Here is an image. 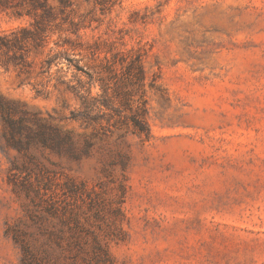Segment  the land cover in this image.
Returning a JSON list of instances; mask_svg holds the SVG:
<instances>
[{"label": "rangeland", "instance_id": "obj_1", "mask_svg": "<svg viewBox=\"0 0 264 264\" xmlns=\"http://www.w3.org/2000/svg\"><path fill=\"white\" fill-rule=\"evenodd\" d=\"M71 3L23 71L0 55V98L68 137L18 151L0 120V264H264V0ZM15 11L0 34L30 28ZM134 55L142 87L121 73ZM76 76L111 105L89 126L70 119Z\"/></svg>", "mask_w": 264, "mask_h": 264}, {"label": "trees", "instance_id": "obj_2", "mask_svg": "<svg viewBox=\"0 0 264 264\" xmlns=\"http://www.w3.org/2000/svg\"><path fill=\"white\" fill-rule=\"evenodd\" d=\"M50 0H0V8L2 9H15L17 15H21L24 12L26 15L34 17L33 22L30 24V28H21L18 31H13L9 34H0V55H4L6 63L4 65L11 64L17 67L21 71L26 68L29 63L27 62V54L31 49L41 48L45 42L48 34L47 31L56 19L61 18L66 20V10L72 5L71 0H56L58 2V11L49 3ZM64 56L65 60L69 63L72 62L67 53L56 54L54 58H48L46 65L50 67L53 60ZM116 61L112 58V61H107L105 69L107 72L112 73ZM121 65V73L125 74L127 81L130 85L136 84L138 87L144 85L145 72L142 66L141 56H130L128 60L121 59L119 61ZM123 63L125 65L123 66ZM77 73L90 77L79 64L76 62L73 65ZM91 78V77H90ZM76 85L72 82H61L66 86L70 92L75 96L78 103V109L71 112L70 119L76 122H80L81 126H89L93 123H97L100 117L102 108L110 109L111 105L108 102H104L105 99H98L91 94V88H85V82L80 76L75 78ZM103 88V86H101ZM122 96L120 103L122 105L127 104L126 92H120ZM139 99L135 100L137 103L135 115L130 116L129 121L132 126V133L137 136H149V127L144 120L146 110L143 106V94L139 95ZM22 114L16 116V111ZM26 115L28 112L25 110L14 107L8 101L0 98V120L4 125V137L8 146L23 151L29 148L34 142L38 141L44 146L59 147L64 140L68 137H60V133L57 128L53 126L39 125L37 130H33L28 127L25 122L27 120ZM33 117L35 114H32ZM35 118V117H34ZM45 130H49L51 133L46 134ZM22 131H26L23 136ZM12 168H16V164L11 163Z\"/></svg>", "mask_w": 264, "mask_h": 264}]
</instances>
